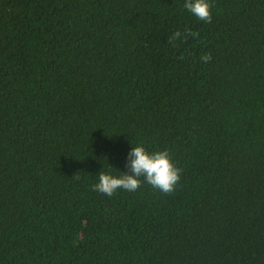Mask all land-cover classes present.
I'll list each match as a JSON object with an SVG mask.
<instances>
[{"label":"trees","instance_id":"1","mask_svg":"<svg viewBox=\"0 0 264 264\" xmlns=\"http://www.w3.org/2000/svg\"><path fill=\"white\" fill-rule=\"evenodd\" d=\"M184 2L0 0V264H264V0Z\"/></svg>","mask_w":264,"mask_h":264},{"label":"clouds","instance_id":"2","mask_svg":"<svg viewBox=\"0 0 264 264\" xmlns=\"http://www.w3.org/2000/svg\"><path fill=\"white\" fill-rule=\"evenodd\" d=\"M183 7L198 20L205 23L212 22V5L209 0H185ZM198 35L189 29H185L183 34L184 38ZM181 36V32L176 31L169 37L168 42L173 43ZM200 59L208 62L211 60V55L206 53ZM125 166L128 173H123L119 177L101 172L93 190L109 197L119 189L135 192L141 187V178H143V182L167 195L175 191L181 179L182 169L172 162L167 150L148 152L142 145H137L128 152ZM74 178L79 179L78 176Z\"/></svg>","mask_w":264,"mask_h":264}]
</instances>
